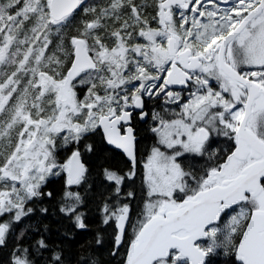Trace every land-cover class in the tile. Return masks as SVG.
<instances>
[{"label": "snow or ice", "instance_id": "obj_1", "mask_svg": "<svg viewBox=\"0 0 264 264\" xmlns=\"http://www.w3.org/2000/svg\"><path fill=\"white\" fill-rule=\"evenodd\" d=\"M0 264H264V0H0Z\"/></svg>", "mask_w": 264, "mask_h": 264}]
</instances>
